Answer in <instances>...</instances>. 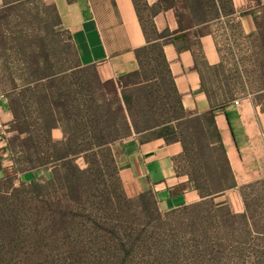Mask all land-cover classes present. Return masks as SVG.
Instances as JSON below:
<instances>
[{"label": "trees", "instance_id": "16d2710c", "mask_svg": "<svg viewBox=\"0 0 264 264\" xmlns=\"http://www.w3.org/2000/svg\"><path fill=\"white\" fill-rule=\"evenodd\" d=\"M35 1L44 11L42 22L50 21L46 22L48 37L29 29L8 38L18 73L7 77L9 89L2 95L8 99L13 121L11 137L0 149V172L8 155L19 174L52 169L53 177H34L29 183L19 182V187L17 177L0 179V264H132L138 249L150 239L143 232L136 235L135 229H118L113 216L103 217L108 206L128 217L136 212L148 221L159 220L164 213L151 194L138 192L131 172L120 173L113 147L159 128L167 129L168 143L182 144L183 153L175 159L177 174L188 176L190 187L202 199L181 209H204L231 232L237 225L249 233L258 231L257 206L249 197L264 181L238 187L215 121L224 107L189 116L164 48L178 45L175 38L196 27L227 20L230 34L248 39L250 49L264 58L262 0H251L255 7L240 12L234 0H158L152 8L135 0L147 44L136 50L138 69L119 78L105 62L81 64L71 34L59 30L62 22L56 6L44 0H5L0 10V45L7 43L4 24L28 12ZM168 10L175 11L176 32H160L155 25L154 17ZM237 14L251 15L257 32L244 36L241 26L233 25ZM63 36L67 43L59 50L55 38ZM260 66L264 67V59ZM211 70L224 95L235 97L244 90L237 77L226 74L224 58ZM204 84L212 98L216 91ZM57 129L63 133L62 140L54 138ZM80 157L86 169L77 164ZM237 188L245 205L240 214L227 201H218Z\"/></svg>", "mask_w": 264, "mask_h": 264}, {"label": "crops", "instance_id": "0c3cea01", "mask_svg": "<svg viewBox=\"0 0 264 264\" xmlns=\"http://www.w3.org/2000/svg\"><path fill=\"white\" fill-rule=\"evenodd\" d=\"M55 5L62 25L60 31H68L78 52L81 64L91 66L105 62L112 75L119 78L138 69L136 50L147 44L137 12L135 0H44ZM264 3V0H262ZM148 7H155L158 0H143ZM237 11L255 7L251 0H234ZM5 0H0V10ZM219 21V20H217ZM190 30L179 39L178 45L168 44L164 51L175 79L182 104L189 116H200L212 108L224 107L217 112L219 129L227 158L238 187L264 181V93L242 99L228 97L218 90L214 72L211 70L223 62V53L215 34V22ZM223 21V20H221ZM158 31L169 29L176 32L179 23L174 10L163 11L154 17ZM244 36L257 32L251 15L234 17ZM228 35L229 29L226 28ZM245 39V38H244ZM248 43V39H245ZM191 46V49H183ZM216 91L209 97L204 81ZM240 100V106L234 102ZM227 113L230 119L227 117ZM13 114L6 97L0 96V149L6 147L3 137H10L8 124ZM6 124L5 126L2 125ZM63 133L60 129L54 131ZM167 129L159 128L134 135L117 143L113 149L120 173L131 172L140 194H151L163 213L198 204L200 195L189 185L188 176L177 174L175 159L182 155L179 142L166 141ZM61 139V140H62ZM57 140V139H56ZM42 170L19 174L8 155H5L3 177H17L18 182L29 183L33 178L50 180L53 173L42 175ZM239 188L232 190L218 201H227L235 213L244 210Z\"/></svg>", "mask_w": 264, "mask_h": 264}, {"label": "rangeland", "instance_id": "374dc122", "mask_svg": "<svg viewBox=\"0 0 264 264\" xmlns=\"http://www.w3.org/2000/svg\"><path fill=\"white\" fill-rule=\"evenodd\" d=\"M28 8L29 13L21 12L2 27L7 43L0 45V96L6 95L9 89L7 77L18 73L17 57L10 49L8 38L14 37L15 31L29 29L38 30L39 35L48 37L50 21H46L48 24L42 22L45 17L39 2L35 1L34 5ZM214 24L217 25L215 34L223 52L226 74H233L244 87V90L239 91L235 97L242 99L255 96L260 100L263 94L259 92L264 90V67L261 68L260 65L264 58L258 50H251L250 44L237 33L235 37L228 35L227 20H219ZM233 25H236V22H233ZM49 38L53 36L50 35ZM55 40L59 50H61L59 47L62 48L67 43L65 36L57 37ZM68 63L72 65L73 62ZM7 126L10 130V124ZM3 137L6 138L5 135ZM55 137L57 140L62 139L59 132L55 133ZM77 164L82 169L87 168L82 157L77 159ZM42 171L44 176L52 173V169ZM106 179L111 185L110 177L107 176ZM15 186L19 187L20 183L16 182ZM249 199L257 206L254 212L259 229L255 233L239 229L240 225H237L235 231L225 230L204 209H180L162 214L159 220L148 221L135 215L136 212H131L128 217L125 212L123 214L110 211L114 205H109V211H106L103 217L111 215L112 223L118 229H135L136 235L143 232L145 237L150 239L138 249V258L132 264H264V184L258 185ZM243 207L244 212V202Z\"/></svg>", "mask_w": 264, "mask_h": 264}, {"label": "built area", "instance_id": "2783aa9c", "mask_svg": "<svg viewBox=\"0 0 264 264\" xmlns=\"http://www.w3.org/2000/svg\"><path fill=\"white\" fill-rule=\"evenodd\" d=\"M234 104H235L236 106H240V100H236V101L234 102Z\"/></svg>", "mask_w": 264, "mask_h": 264}, {"label": "water", "instance_id": "95a60500", "mask_svg": "<svg viewBox=\"0 0 264 264\" xmlns=\"http://www.w3.org/2000/svg\"><path fill=\"white\" fill-rule=\"evenodd\" d=\"M184 37V35H179V36H177L175 39L176 40H179V39H181V38H183Z\"/></svg>", "mask_w": 264, "mask_h": 264}]
</instances>
